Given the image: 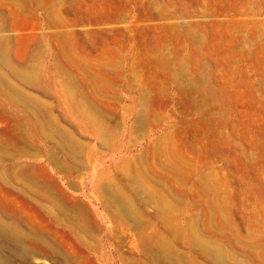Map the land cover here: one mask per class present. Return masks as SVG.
<instances>
[{"label":"rangeland","instance_id":"374dc122","mask_svg":"<svg viewBox=\"0 0 264 264\" xmlns=\"http://www.w3.org/2000/svg\"><path fill=\"white\" fill-rule=\"evenodd\" d=\"M0 219V264H264V0H0Z\"/></svg>","mask_w":264,"mask_h":264},{"label":"bare ground","instance_id":"6f19581e","mask_svg":"<svg viewBox=\"0 0 264 264\" xmlns=\"http://www.w3.org/2000/svg\"><path fill=\"white\" fill-rule=\"evenodd\" d=\"M73 150V149H72ZM4 222V221H3ZM2 222V220L0 219V234H5V235H7V236H9L10 238H12V239H16L17 240V238L19 237V235L18 234H20V232H16L15 230H13V228H11V227H13V226H11L10 228H8L4 223ZM18 235V236H17ZM22 235V234H21ZM9 239V238H8ZM46 249H47V247H46ZM48 250V249H47Z\"/></svg>","mask_w":264,"mask_h":264}]
</instances>
